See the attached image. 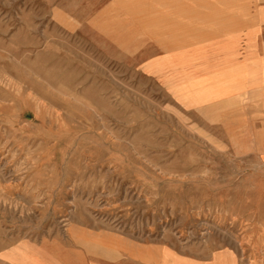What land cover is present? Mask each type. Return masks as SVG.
I'll use <instances>...</instances> for the list:
<instances>
[{"label":"rangeland","instance_id":"obj_1","mask_svg":"<svg viewBox=\"0 0 264 264\" xmlns=\"http://www.w3.org/2000/svg\"><path fill=\"white\" fill-rule=\"evenodd\" d=\"M82 250L264 264V0H0V264Z\"/></svg>","mask_w":264,"mask_h":264},{"label":"crops","instance_id":"obj_2","mask_svg":"<svg viewBox=\"0 0 264 264\" xmlns=\"http://www.w3.org/2000/svg\"><path fill=\"white\" fill-rule=\"evenodd\" d=\"M78 254V253H76ZM94 251H79V255H76L75 257L77 258L76 261L69 262V264H109L108 258H113L112 255H109V252L105 254L104 256H98L94 255ZM79 258V260H78ZM103 259V260H99ZM117 264H135L136 262L131 261V260H125V261H119L116 262Z\"/></svg>","mask_w":264,"mask_h":264}]
</instances>
